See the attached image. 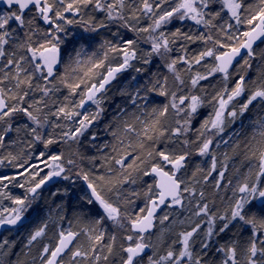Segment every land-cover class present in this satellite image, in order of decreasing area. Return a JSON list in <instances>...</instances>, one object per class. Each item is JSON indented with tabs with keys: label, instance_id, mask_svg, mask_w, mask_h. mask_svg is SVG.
Returning <instances> with one entry per match:
<instances>
[{
	"label": "snow or ice",
	"instance_id": "6c2138e0",
	"mask_svg": "<svg viewBox=\"0 0 264 264\" xmlns=\"http://www.w3.org/2000/svg\"><path fill=\"white\" fill-rule=\"evenodd\" d=\"M174 21H190L195 31H170ZM75 27L98 34V49L85 48L94 36L74 39ZM190 44L201 47L190 54ZM154 58L167 74L144 67ZM254 63L258 75L246 82ZM129 70L149 75L143 88L119 89L125 106L98 135L93 125L100 127L108 93ZM217 74L220 86L208 94L201 82ZM153 96L168 102L149 107ZM250 106L264 111V0H0V166L17 169L0 175V204L14 205L0 206V229L24 227L50 182L84 185L77 208L68 187L50 191L49 199H60L47 219L29 231L15 260L0 264H27L22 257L45 237L33 264H264V115L243 131ZM238 120L241 130L233 127ZM53 145L65 150L53 153ZM222 145L228 150L218 158ZM237 150L246 171L235 169L234 184L226 173ZM193 155L208 166L193 164ZM138 182L143 192L125 188ZM209 185L217 193L231 188L224 211ZM10 186L23 192L14 196ZM161 207L177 220L166 224ZM106 221L115 231L102 227ZM177 222L186 226L173 235ZM14 248L0 240V256Z\"/></svg>",
	"mask_w": 264,
	"mask_h": 264
},
{
	"label": "trees",
	"instance_id": "16d2710c",
	"mask_svg": "<svg viewBox=\"0 0 264 264\" xmlns=\"http://www.w3.org/2000/svg\"><path fill=\"white\" fill-rule=\"evenodd\" d=\"M141 23L145 24L147 22L146 21H142ZM177 27L181 28V30L185 31V32L189 31L190 28H192V30L195 31V29L193 28L192 23L190 21H185L183 23H181L179 21H174L173 24L168 26L170 31L175 30ZM70 31L73 34V38L74 39H78L80 36H85V37H87L89 35L94 36L95 39L89 40L88 43H85V48L87 49V51L89 53H91L92 51H95L96 49H98L99 41L101 39V37L98 34L83 33L79 27L70 28ZM105 35H107V33H105ZM127 37H132V33H127ZM89 45H91V47H89ZM141 47L145 48V49H148L149 45L141 44ZM199 47H201V46L198 45V44H190L189 45L190 54H191V52L193 50H196ZM71 50H72V44L70 43V44L66 45L64 51L71 52ZM178 55H180L179 51H174L172 53L173 57L178 56ZM144 67L149 68V71L153 72V73L156 72L157 69H159L160 72H162L164 74H167V70L162 67V62L159 61L157 58L153 59V64L152 65L144 66ZM178 67L183 69L184 66L183 65H178ZM197 68H199V70L201 72L205 71V69L201 68L200 66H197ZM125 74H126V76H123ZM148 75H149V73H147V72L143 73V74H138V73H135L132 70H129L128 72L123 73L118 81L114 82L116 84V87L112 88V91L108 93V99L104 103L105 112L103 113V119L98 121L100 129L99 128L97 129V127H93V129L97 130L98 135H102L103 134L102 133V129H103L104 124L109 122V121H111L112 117L116 114V112H117V107L116 106L117 105L125 106V102L127 101V97L126 96H121L119 94V89L124 88V87H122L120 85V82H119L120 79L122 77L123 78L124 77L130 78L131 87H133V88L135 87L134 88V91H135L137 86L143 88V86L145 84V81L148 78ZM257 75H258L257 68H256V65L254 63L253 64V69L250 70L247 73L246 82L249 79H255L257 77ZM132 76H136V80H132L131 79ZM184 76L186 77L187 73H184ZM220 82H221L220 81V76H219V74H217L216 76L211 77L210 80H208V81H202L201 84L207 86L206 91H207L208 94H211L212 91L214 90V88H218L220 86ZM66 93H67V90H64L63 92L59 93V96L63 97ZM152 101L154 103L150 104L149 107H151V106H162L163 103H167L168 102L164 97H157V96H153ZM255 103L256 102H254V104ZM128 107L131 109L132 106L128 105ZM201 111L203 113H207V112L210 111V108H204ZM261 115H264V111H262V107L261 106H257V107L250 106L249 111L247 113H245V116L242 118L243 123L244 122L247 123L249 118H256L257 117L259 119ZM240 124H241V122L238 123V124L236 123V125L238 126V127L237 126L236 127L239 128V130H241L240 129ZM93 126H96V125H93ZM242 130L246 132L248 130V128L243 124V129ZM90 131H92V129H90ZM103 139L104 140H111V138L106 136V135L103 136ZM161 147H163V145H161ZM10 150H12L14 152L15 151H19V147L17 146V148L10 149ZM37 150H42V146L41 145H37ZM64 150H65V148L62 147L61 145H53L50 148V151L53 152V153L64 151ZM105 151H107V149ZM93 154H97V153H95V150H88L86 152V155H93ZM240 157H242V156H240ZM242 158L244 159V155H243ZM190 160L192 162H195V163L202 162V167L205 166L202 157L193 155L192 157H190ZM83 164H84L85 168L90 167V165L88 164L87 161H84ZM218 166H219V164H218ZM228 171H229V169H228ZM245 171H246V168L244 167L240 174L242 175ZM16 172H17V169L14 168V167L7 166V165L0 166V175H5V174L14 175V174H16ZM144 180L148 181V183H154L155 178L154 177H145ZM78 183L81 185L80 186L81 188H84L82 182L78 181ZM59 184H64V187H68L69 188V183L67 181H58L55 184L45 186L46 189H48V190L44 191L41 201L38 202V204L33 206L34 210L29 212L28 216L26 217L25 221L23 222L24 225H25L24 227H20L18 225L17 229H19V230H17V229H9V228L5 229V230H0V240L4 239V237H5V238L9 239L10 241H15V243H16V248L12 249V255H10V256H0V260L8 261V260H15L16 259V256L20 252V249L23 248V245L26 243L29 231L31 229H33L34 227L38 226L45 219H47L49 208L51 207V205L57 203L58 200L60 199L59 197L49 199L50 191H55L56 187ZM125 188H135L136 190L143 192V186H142L141 182H138L136 185H125ZM8 191H10L14 196L15 195H21V193L23 192L22 189H18V188L11 187V186L9 187ZM73 191H70V193L71 192L72 193L66 199H68L71 202V207L72 208H77V207H79V202H78L79 193H78L77 190H73ZM206 193H207V195L209 196L210 199H215L216 208L219 211H224L226 209L227 203H228V198L231 196V188H229L227 192L221 191V192L217 193V192H214L212 187H211V185H209V186L206 187ZM142 203H143L142 199H137L136 200V205H142ZM0 205H2V206L8 205V207H13L11 202L8 201V200H3L2 204H0ZM136 205H133V206H130V207H136ZM53 215H55V214L53 213ZM69 215H71V210L69 212ZM68 226L69 225L67 224V222L63 223V227L64 228H67ZM104 226L107 227V230H108L109 233H112L113 231H115L113 226L111 224H109L107 221L105 222ZM51 235H52V231H51V225H50L49 236H51ZM52 242H54V241H52ZM43 243H49V240H48L47 237H45L42 240L36 242L33 245L32 249H31V252L27 255V257H22L23 259H25L27 261V264H33V260H34V258H36L39 255L40 247H41V244H43ZM25 251H27V250L25 249ZM35 264H40L38 259H35Z\"/></svg>",
	"mask_w": 264,
	"mask_h": 264
},
{
	"label": "rangeland",
	"instance_id": "374dc122",
	"mask_svg": "<svg viewBox=\"0 0 264 264\" xmlns=\"http://www.w3.org/2000/svg\"><path fill=\"white\" fill-rule=\"evenodd\" d=\"M123 76H126V74L125 75H123ZM120 85L122 86V87H124V88H127L128 89V91H133L134 92V88L133 87H131V84H130V78H127V77H122L121 79H120ZM244 98L245 97H240L239 99L242 101V100H244ZM87 109L89 110V111H95V105H89L88 107H87ZM258 118L256 117V118H249V120L247 121V123L246 122H244L243 124L249 129V128H253L254 126H255V121L257 120ZM237 124L238 123H240L239 121H237L236 122ZM237 125L235 124V125H233V127H235V128H237L236 127ZM93 127H96V126H93ZM100 129V128H99ZM238 130H239V128H237ZM229 131H231V129H229ZM226 135H227V133H226ZM241 148H243V140L241 141ZM224 150H228L227 149V146H221V149H219V150H217V156H218V158L220 157V155H221V152L222 151H224ZM229 154L230 155H232V153L230 152V150H229ZM243 152L241 151V150H237V153H236V155L233 157V159L232 160H230L229 161V171H228V173H226V177L228 178V179H232L233 180V183L235 184V182L237 181V179H238V174L235 172V169L236 168H240V173H241V171H242V169L245 167L246 168V165L243 163ZM240 156H242V157H240ZM203 161H204V164H205V166L204 167H207L208 166V164H209V161L208 160H206V159H204L203 158ZM193 164H199L201 167H202V162H200V163H195V162H193ZM218 164H219V160H218ZM190 167H189V174L191 173V171L193 170V166H192V164H190L189 165ZM241 175V174H240ZM81 185L77 182V184L76 185H74V186H72V185H69V190L70 191H73V190H77L78 191V193H79V197L80 196H82L84 193L81 191V187H80ZM84 186V185H83ZM64 187V184H59L57 187H56V189H61V188H63ZM74 192V191H73ZM72 193V192H71ZM0 206H2V205H0ZM7 207H8V205H6ZM6 206H2V207H6ZM13 207H14V205H13ZM164 212H167V213H169V215H170V220L168 221V222H166V224H171L172 223V220H177V216L176 215H174V212H175V210L174 209H170V208H166V207H164V208H162L159 212H158V214L157 215H160L161 213H164ZM188 214L187 213H184L183 215H180L179 217H178V219L179 220H183L184 219V217L185 216H187ZM109 224H111L112 225V222L111 221H107ZM186 225H180L178 222L176 223V224H174V225H172V228H173V235L175 234V232L176 231H179V230H181V228L182 227H185ZM102 227H104V225H102ZM105 229H106V227H104ZM155 231H157V229L155 230ZM5 238V237H4ZM154 242H155V238H154Z\"/></svg>",
	"mask_w": 264,
	"mask_h": 264
},
{
	"label": "water",
	"instance_id": "95a60500",
	"mask_svg": "<svg viewBox=\"0 0 264 264\" xmlns=\"http://www.w3.org/2000/svg\"><path fill=\"white\" fill-rule=\"evenodd\" d=\"M238 59H239V58H238ZM89 105H90V104H89ZM89 105H85V108H87ZM52 184H53V183L50 182L49 185H52ZM46 186H47V185H46ZM162 208H163V207H161V209H162ZM161 209H160V210H161ZM157 214H158V213H157ZM5 229H8V227H5L4 229H0V230H5ZM154 230H155V229H154ZM154 230H153V231H154Z\"/></svg>",
	"mask_w": 264,
	"mask_h": 264
},
{
	"label": "bare ground",
	"instance_id": "6f19581e",
	"mask_svg": "<svg viewBox=\"0 0 264 264\" xmlns=\"http://www.w3.org/2000/svg\"><path fill=\"white\" fill-rule=\"evenodd\" d=\"M164 208V207H163ZM104 227H106V226H104ZM106 229H107V227H106Z\"/></svg>",
	"mask_w": 264,
	"mask_h": 264
}]
</instances>
